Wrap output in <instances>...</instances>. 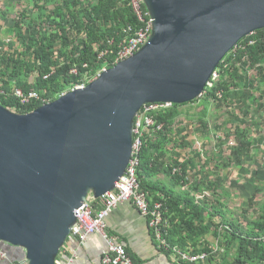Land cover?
I'll return each instance as SVG.
<instances>
[{
  "label": "water",
  "instance_id": "obj_1",
  "mask_svg": "<svg viewBox=\"0 0 264 264\" xmlns=\"http://www.w3.org/2000/svg\"><path fill=\"white\" fill-rule=\"evenodd\" d=\"M144 2L153 29L134 56L31 112L0 103V240L29 264H56L76 209L115 188L142 106L197 99L225 55L264 29V0Z\"/></svg>",
  "mask_w": 264,
  "mask_h": 264
},
{
  "label": "trees",
  "instance_id": "obj_2",
  "mask_svg": "<svg viewBox=\"0 0 264 264\" xmlns=\"http://www.w3.org/2000/svg\"><path fill=\"white\" fill-rule=\"evenodd\" d=\"M34 7L31 12L14 16L18 48L0 52V103L17 113L31 112L41 104L35 100L29 105L21 104L12 96L13 87L26 92L35 90L54 101L84 77L92 78L102 68L112 67L121 43L130 34L128 28L131 27L132 32L140 25L130 0H36ZM262 38L264 29L242 38L225 55L217 67V77L210 79L211 84L206 85L197 99L154 111L155 125L145 130L140 152V185L152 202L163 204L169 221L165 235L169 242L196 252L210 251V242L205 237L213 232L228 249L235 243L237 253L233 264H264V241L259 240L264 234V205L261 218L254 220L250 229L240 228L232 215L226 214L225 204L220 208L214 201L210 203L206 195L199 201L185 186L189 160L181 161L169 150L190 145L188 130L181 119L182 108L188 104L202 101V119L208 115L209 103L219 104L230 99L243 102L246 113L251 110L252 85L259 81L264 83ZM74 68L78 69L77 74L71 72ZM250 70L257 73L254 79L249 75ZM234 90H237L236 96H232ZM263 96L264 90L259 97ZM237 149L235 147V151ZM175 167L180 168L181 174L173 172ZM164 175L171 177L175 186L163 182ZM207 188L213 193L227 194L219 178L209 180ZM254 198L252 195V204ZM210 217L218 218L219 222L208 224Z\"/></svg>",
  "mask_w": 264,
  "mask_h": 264
},
{
  "label": "rangeland",
  "instance_id": "obj_3",
  "mask_svg": "<svg viewBox=\"0 0 264 264\" xmlns=\"http://www.w3.org/2000/svg\"><path fill=\"white\" fill-rule=\"evenodd\" d=\"M35 1L0 0L1 53L5 49L18 48L13 30L14 18L20 12L34 10ZM256 74L255 70L249 71L252 79ZM252 87V97L257 101L252 102L250 97L249 102L253 107L247 113L244 103L235 102L234 99L219 104L209 103L208 115L204 119L200 113L202 101L184 106L181 119L188 130L190 145H179L169 150L170 153L175 152L181 161L189 160L185 186L198 200L203 201L208 196L210 203L214 201L220 208L225 204L223 209H227L226 214L232 215L237 226L244 230L250 229L254 220L261 218V206L264 205V96L259 97L264 83L255 82ZM236 93L237 90H234L232 96H236ZM164 178L170 186H175L171 177L164 175ZM216 178H219L227 194L213 193L207 188V182ZM204 195L206 197L203 198ZM252 195L255 196L253 204ZM218 222V218L207 219L208 224ZM207 237L215 242L217 248H224L213 232Z\"/></svg>",
  "mask_w": 264,
  "mask_h": 264
},
{
  "label": "built area",
  "instance_id": "obj_4",
  "mask_svg": "<svg viewBox=\"0 0 264 264\" xmlns=\"http://www.w3.org/2000/svg\"><path fill=\"white\" fill-rule=\"evenodd\" d=\"M130 5L140 25L132 32L131 27L128 28L130 34L128 38L121 43L117 57L113 61V66L122 60L134 56L144 44H146L152 33L154 18L146 8L144 0H130ZM256 32L257 31H254L251 34H255ZM255 40L256 38L250 42L254 43ZM104 54L105 51L101 53V56ZM85 66H87V64H85ZM108 68L109 67L102 68L92 78L84 77L80 83L70 86V88L60 93L58 97L77 88H84L89 82L98 78V76ZM71 72L77 74L78 69L74 68ZM217 75L216 68L211 78H216ZM208 84H211V82L209 81ZM219 95L222 96L220 93ZM12 96L17 98L19 102L24 105H29L34 100L40 102L41 106L52 102L50 98L43 97L35 90L26 92L19 87L12 88ZM171 105V103H148L142 106L135 117L132 156L124 174L116 182L113 190L104 193L100 197H96L92 192L89 193L86 201L75 211L76 221L71 227L68 239L75 238L78 242L82 243L87 240L89 236L100 234L107 244L106 250L102 256V264H138L129 254L125 245L118 242L117 238L107 231V218L117 206L123 202H131L138 208L143 216L149 218V224L154 230V235L160 247L166 249L172 248L175 250L178 264H208L211 255L215 256L222 250L215 246V248L210 251L196 252L194 250L172 246L165 236L166 230L164 229L165 217L163 204L161 202H152L148 198L147 191L142 189L140 185L138 170L140 166V152L144 145L145 130L155 125L154 111ZM158 128H161V126ZM173 172L181 174V170L178 167H175ZM96 202L100 205L98 209L94 208ZM259 240L264 241V234H262ZM7 259L8 251L4 249L3 241L0 240V261H5ZM27 264H29L28 260ZM56 264H66L61 258L60 253L56 258Z\"/></svg>",
  "mask_w": 264,
  "mask_h": 264
},
{
  "label": "crops",
  "instance_id": "obj_5",
  "mask_svg": "<svg viewBox=\"0 0 264 264\" xmlns=\"http://www.w3.org/2000/svg\"><path fill=\"white\" fill-rule=\"evenodd\" d=\"M163 182L169 185L165 178ZM99 207L100 205L96 202L94 208L98 209ZM165 212L164 210V217ZM164 222V229L167 230L169 221L166 217ZM107 231L115 236L118 242L125 245L129 254L138 264H178L175 250L160 247L154 230L149 224V218L143 216L131 202L120 203L110 214L107 218ZM205 238L210 242V249L215 248V242H211L207 235ZM170 244L184 249L177 244L171 242ZM106 246V241L100 234H93L82 243L75 238H69L62 247L60 256L66 264H102ZM3 247L8 251V259L0 261V264H27L24 249L11 246L6 242H3ZM185 249L193 250L190 247ZM236 253L235 243L229 249L224 245V248L213 259L210 258L208 264H233ZM257 264L262 263L258 262Z\"/></svg>",
  "mask_w": 264,
  "mask_h": 264
}]
</instances>
